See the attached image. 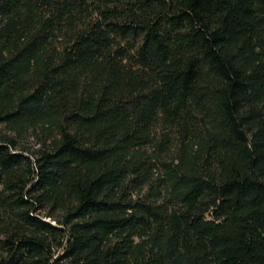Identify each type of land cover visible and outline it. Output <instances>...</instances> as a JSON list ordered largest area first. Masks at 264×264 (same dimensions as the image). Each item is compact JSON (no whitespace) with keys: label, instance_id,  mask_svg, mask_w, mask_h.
Listing matches in <instances>:
<instances>
[{"label":"trees","instance_id":"trees-1","mask_svg":"<svg viewBox=\"0 0 264 264\" xmlns=\"http://www.w3.org/2000/svg\"><path fill=\"white\" fill-rule=\"evenodd\" d=\"M0 264H264V0H0Z\"/></svg>","mask_w":264,"mask_h":264}]
</instances>
